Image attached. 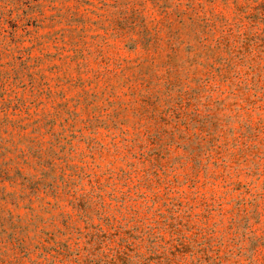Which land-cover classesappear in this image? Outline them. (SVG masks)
I'll use <instances>...</instances> for the list:
<instances>
[{
    "label": "rangeland",
    "instance_id": "rangeland-1",
    "mask_svg": "<svg viewBox=\"0 0 264 264\" xmlns=\"http://www.w3.org/2000/svg\"><path fill=\"white\" fill-rule=\"evenodd\" d=\"M0 264H264V0H0Z\"/></svg>",
    "mask_w": 264,
    "mask_h": 264
}]
</instances>
